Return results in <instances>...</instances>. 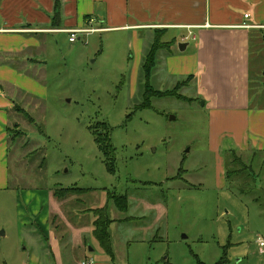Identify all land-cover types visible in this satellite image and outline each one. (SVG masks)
<instances>
[{"label": "rangeland", "instance_id": "rangeland-1", "mask_svg": "<svg viewBox=\"0 0 264 264\" xmlns=\"http://www.w3.org/2000/svg\"><path fill=\"white\" fill-rule=\"evenodd\" d=\"M68 38L36 36L31 102L15 99L34 125L20 113L9 126L0 264H264L256 242L264 241V155L225 150L220 132L211 141L203 100L190 80L168 75L163 46L149 85L181 99L159 95L142 108L143 57L135 65L130 32ZM108 138L109 161L94 141ZM232 152L241 164L229 185ZM245 176L254 178L253 193L241 196ZM49 200L53 210L69 211L66 224L52 217L60 258H44L46 227L54 224Z\"/></svg>", "mask_w": 264, "mask_h": 264}, {"label": "crops", "instance_id": "crops-1", "mask_svg": "<svg viewBox=\"0 0 264 264\" xmlns=\"http://www.w3.org/2000/svg\"><path fill=\"white\" fill-rule=\"evenodd\" d=\"M57 1L59 21L53 27ZM78 29L130 32L135 65L160 35L166 72L170 77H190L197 99L210 114L211 141L215 144L220 132L226 139L218 141L224 142L225 150L264 155V0H0L2 180L8 176L9 126L19 111L26 112L16 107L15 99L30 103L31 83L36 85L31 82V53L41 48L36 36ZM180 44L186 45L182 52ZM27 197L29 201L31 194ZM50 200L46 214L54 226L46 227L47 259L60 258L52 217L59 214L63 224L69 222V211L53 210Z\"/></svg>", "mask_w": 264, "mask_h": 264}, {"label": "trees", "instance_id": "trees-1", "mask_svg": "<svg viewBox=\"0 0 264 264\" xmlns=\"http://www.w3.org/2000/svg\"><path fill=\"white\" fill-rule=\"evenodd\" d=\"M59 3L58 1L55 3V6H54V12H53V15L51 17V21H52V26L53 27H58V21H59ZM161 36H156L155 37V40L153 41L152 43V46L150 48V50L147 52V54L144 56V59H143V64H142V67H141V70H142V75H143V80L145 82V85H144V94H143V103L142 102V105L140 107L142 108H146L148 107L149 105H147V102L149 101V99H151L152 97H155V96H159V95H164V96H175L177 97L178 99H181V97L177 96L176 92L175 91H169V92H165V93H161L160 91H155L150 85H149V79H150V76H151V72L152 70L154 69V66H155V61H156V53L157 51L161 48V46L164 47V45L161 43ZM170 49V47H168V50ZM189 78H187V80H189ZM178 85L175 87L177 88ZM20 113L24 114L28 120H30L31 122V125H34V121L33 119L24 111H19ZM17 130V129H15ZM93 135H96L95 131H92V136ZM99 134L97 133V136ZM99 136H102V135H99ZM109 139V140H108ZM108 142L107 143H101V142H98V140H95L94 141L97 143L98 147L100 148L101 151H105L106 152V157L108 158V161L110 158V155L112 154L113 152V148L111 146V143H110V138H108ZM231 157V158H230ZM233 159V160H232ZM241 164V161H239V159H235V155L232 153H230V155L227 157L226 159V180L228 182L229 185H232V180L231 178L235 175H237V172L234 171L236 170L235 168ZM107 166L109 167V169L111 170V166L110 164H107ZM251 175V174H250ZM252 180L249 181V177L248 176H245L243 177L242 179V185H246L247 186V189L246 187H243L242 189H240V187L238 186L237 188L239 189V194L241 196H247L249 195L247 192H250V193H253V189H251L252 187V184L254 183V178L251 177ZM66 192H68V190H65L64 191H61L60 190V193L58 192V194L60 196L64 195ZM55 195L57 197H59L57 195V193H55ZM256 200V199H254ZM125 202V200H124ZM108 219L106 218V216H104V219L102 220V222H100L99 220L95 222V227H96V231L98 230V233L100 232V228L102 226H107L108 225V222L107 221ZM105 230V228H104ZM105 232V231H104ZM97 234V233H96ZM97 238L99 239V236L97 235ZM105 249V247H104ZM106 250H108V248L106 247Z\"/></svg>", "mask_w": 264, "mask_h": 264}, {"label": "built area", "instance_id": "built-area-1", "mask_svg": "<svg viewBox=\"0 0 264 264\" xmlns=\"http://www.w3.org/2000/svg\"><path fill=\"white\" fill-rule=\"evenodd\" d=\"M248 15H244V19H248ZM243 28H251L250 26H246L244 25ZM95 30H91V29H78V30H71V31H66L67 34L69 35V42L70 43H75L76 41V36L77 35H81V34H89V32H93ZM256 242H257V245L259 246V248H264V241L257 237L256 238ZM263 251V250H262ZM262 251H260V253H262Z\"/></svg>", "mask_w": 264, "mask_h": 264}, {"label": "water", "instance_id": "water-1", "mask_svg": "<svg viewBox=\"0 0 264 264\" xmlns=\"http://www.w3.org/2000/svg\"><path fill=\"white\" fill-rule=\"evenodd\" d=\"M185 46H186V45H184V44H180V45H178V49H179V51L182 52V51L185 49ZM202 106H204L203 103H202ZM173 119H174L173 117L170 118V120H173Z\"/></svg>", "mask_w": 264, "mask_h": 264}]
</instances>
